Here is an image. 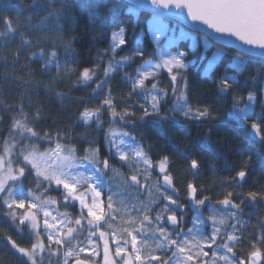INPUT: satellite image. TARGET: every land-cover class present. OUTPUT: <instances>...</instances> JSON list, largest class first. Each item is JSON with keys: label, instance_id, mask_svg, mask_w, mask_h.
<instances>
[{"label": "snow or ice", "instance_id": "snow-or-ice-1", "mask_svg": "<svg viewBox=\"0 0 264 264\" xmlns=\"http://www.w3.org/2000/svg\"><path fill=\"white\" fill-rule=\"evenodd\" d=\"M24 3L0 13L3 79L24 89L13 103L0 91V232L18 264H264V216L253 224L246 211L264 208V184L245 190L250 149L264 151V0H75L93 44H106L87 61L65 3ZM33 87L75 108L69 123H49ZM193 129L246 146L223 177L212 164L211 185L199 154L172 139Z\"/></svg>", "mask_w": 264, "mask_h": 264}, {"label": "trees", "instance_id": "trees-1", "mask_svg": "<svg viewBox=\"0 0 264 264\" xmlns=\"http://www.w3.org/2000/svg\"><path fill=\"white\" fill-rule=\"evenodd\" d=\"M21 0H0V13L7 14L9 16H15L19 9L15 7L17 4H19ZM65 3L67 7V15L71 17H76L77 23L73 25L77 31L76 35L78 36L79 43L76 44V51L80 54V56L85 60H92L95 58L96 50L97 48H104L106 47L105 43H95L92 42V30L91 26L88 25L85 22V18L80 15L77 8L75 7V0H56L57 5L59 3ZM24 9L25 11H28V3L27 0H25L24 3ZM144 25L141 24V28H143ZM136 35L133 33L131 25H129L128 28V38L132 41L136 39ZM134 47V45H133ZM143 47L147 50V52H151V46L148 43L147 38H145L143 42ZM128 55H131V52L127 53ZM119 58V57H118ZM257 66H253L250 69V72L254 73ZM264 71V70H262ZM5 70L3 67H0V91H2L4 98L7 102L13 103L16 102L18 99L19 92L24 90L22 86H18L17 84L9 81H4ZM247 75V74H245ZM189 78L192 81L193 86L196 88V90L200 93L204 92H211V86L208 84H201L199 80V76L195 72L189 73ZM37 80L40 79H48V77H36ZM243 82L244 77L240 78ZM71 85H61V90L67 91ZM114 87L119 90L122 85L119 83H116ZM37 92L40 93L39 98L42 99L45 103L49 104L51 107V115L48 118L49 123L52 121H56L57 123H69L68 116L71 115V113L75 112V108H68V109H62L61 106L55 101L54 97H46L43 94V90L37 87H33L31 89V96L32 100L36 101L38 99ZM71 95L75 97L76 99L84 98L88 99V94L86 92L78 91L75 88L71 89ZM27 103V101H25ZM47 127V124L45 125ZM146 133V135L151 136L152 139L148 140V143L151 144H163L162 141H160L156 136L154 131H151L150 129H142ZM76 134L82 135V130L77 129ZM172 139L180 143L182 149H186L192 154H199V159L202 162V167L200 169V176L198 178L199 182L205 183V184H212V181L214 179L213 171H212V164L215 163V165L218 168V172L216 175L223 177L226 175L225 166L226 165H232V164H239V153L241 149L245 148L246 146L242 143V140L240 137L236 136L235 134L229 132L226 129H220L218 130V134H214L211 137H207L204 135L203 131H197L193 129L191 131V135L186 139L181 141L179 137H172ZM201 145H206L210 147L209 150H202ZM156 151H159V148L155 149ZM254 153V157L252 160L251 168L252 171L248 177V183L245 185V190H247L250 186L253 185L254 182L257 184H264V176L261 175V162L264 161V151H262L259 148H253L250 149ZM175 168L176 172L178 174L184 173V161L180 158H176L175 161ZM230 170V169H229ZM246 211H254L255 216L252 220H254L255 223V217L256 216H263V208L257 207L254 210H247ZM248 218L247 216L245 217ZM8 234L12 235L13 239H16L18 243H20L23 246H28V239L25 237L18 236L15 231H10ZM4 233L0 232V258L7 261V264H18V261L16 260L15 256L13 255L12 250L10 249V246L7 244L6 240L3 238Z\"/></svg>", "mask_w": 264, "mask_h": 264}, {"label": "rangeland", "instance_id": "rangeland-1", "mask_svg": "<svg viewBox=\"0 0 264 264\" xmlns=\"http://www.w3.org/2000/svg\"><path fill=\"white\" fill-rule=\"evenodd\" d=\"M255 216V215H254ZM254 216H253V218H254ZM252 223L254 224V220H252Z\"/></svg>", "mask_w": 264, "mask_h": 264}, {"label": "water", "instance_id": "water-1", "mask_svg": "<svg viewBox=\"0 0 264 264\" xmlns=\"http://www.w3.org/2000/svg\"><path fill=\"white\" fill-rule=\"evenodd\" d=\"M263 216H264V208H263Z\"/></svg>", "mask_w": 264, "mask_h": 264}]
</instances>
